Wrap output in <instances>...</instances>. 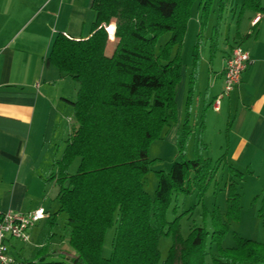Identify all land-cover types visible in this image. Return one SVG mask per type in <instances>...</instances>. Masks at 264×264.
Masks as SVG:
<instances>
[{"label":"trees","instance_id":"trees-1","mask_svg":"<svg viewBox=\"0 0 264 264\" xmlns=\"http://www.w3.org/2000/svg\"><path fill=\"white\" fill-rule=\"evenodd\" d=\"M213 3L220 19L227 0H92L93 21L87 37L54 36L45 61L78 85L71 101L74 126L44 177L57 186L58 207L44 218L35 246L22 258L23 264H264V242L234 233V245H222L229 221L238 219L241 207L238 187L244 172L230 165L224 213L217 206L203 208L202 215H209L211 229L193 224L185 237L180 233L177 196L197 193L200 198L225 165L226 149L215 159L201 154L206 148L201 134L207 106L201 109L196 124V156L174 160L168 171L157 170L153 196L144 188L153 162L149 144L176 121L180 50L191 8L195 4L202 30ZM245 11L264 15V5L260 0H242L237 25ZM109 23L115 41L111 53L106 54L109 38L103 24ZM255 25L243 40L255 32ZM218 26L217 22L212 28L210 59L217 48ZM165 32L170 33L169 38L157 47ZM199 56L196 39L177 134L178 151L183 156L192 132L189 118ZM229 127L230 121L227 139ZM76 158L78 164L70 173L68 168ZM169 209L174 214L172 220L167 219ZM61 212L66 214L67 247L53 256L51 239ZM258 216L264 226V190ZM110 227L114 228L111 251L104 257L102 244ZM162 236L171 239L164 259L158 248ZM211 245L215 247L212 253Z\"/></svg>","mask_w":264,"mask_h":264},{"label":"crops","instance_id":"crops-1","mask_svg":"<svg viewBox=\"0 0 264 264\" xmlns=\"http://www.w3.org/2000/svg\"><path fill=\"white\" fill-rule=\"evenodd\" d=\"M91 2L0 0V211H30L43 206L49 215L58 207L57 186L44 177L50 172L52 161L59 157L74 126L71 101L76 97L78 85L45 59L57 33L71 38H85L90 34ZM244 13H247L248 24L240 21L238 36L230 33L221 42L223 45L217 47L220 57L216 59V67L214 62L208 65L203 92L197 78L189 122L191 134L196 135L199 113L207 106L203 133L214 126L221 133L235 107L225 162L234 168L244 166L253 174L257 168H264V37L260 35L264 15L252 11ZM257 14L260 18L255 32L243 40L242 36L252 29L251 20ZM114 41V37L108 40L106 54L111 53ZM237 41L248 51L251 63L242 73L239 84L221 99L219 110H215L212 102L223 87L224 59ZM185 72L182 65L178 84L181 91L178 93L177 86L175 94L176 121L163 129L160 138L171 134L176 140L184 104ZM228 178L229 175L221 188L225 193ZM48 198L57 203L55 210L45 205ZM43 220L32 230L30 249L26 251L16 244L14 252L18 264H23L22 258L30 255Z\"/></svg>","mask_w":264,"mask_h":264},{"label":"rangeland","instance_id":"rangeland-1","mask_svg":"<svg viewBox=\"0 0 264 264\" xmlns=\"http://www.w3.org/2000/svg\"><path fill=\"white\" fill-rule=\"evenodd\" d=\"M261 4L264 5V0H260ZM242 0H227L225 9L223 10L220 19L217 18V9L216 5L213 3L211 11L209 12L207 22L205 27L200 30L199 27V12L196 9L195 4L191 8V15L187 22V29L181 44L180 55L182 59V65L186 69L185 74L183 75L184 88H183V103L185 99V91L187 86V69L190 65L191 52L196 39H199V65H198V81L201 83L200 91L203 92L206 85V73L208 70V65L213 63L216 67V59L220 57V50L215 48V51L210 59V45L212 43V33L213 25L217 22L219 23L217 29V39L215 43L217 47H220L221 42H224L225 37L232 32H235L240 24V21L244 24H248L247 13L242 14L238 25L237 21V9L241 4ZM234 10V11H233ZM249 14V13H248ZM264 20V17H263ZM264 22V21H263ZM113 23V22H111ZM235 34V33H234ZM260 35L264 37V23L260 30ZM170 33L165 32L159 36L157 40V47L163 45L165 41L169 38ZM113 38V36H112ZM111 39V38H110ZM231 41V39H230ZM213 48V47H212ZM221 49V48H220ZM215 56V59H214ZM180 85L178 86V93L180 90ZM230 112V111H229ZM227 112V114L229 113ZM235 116V107L232 108L230 116L226 120V124L223 127L221 133L218 132L217 128L214 126L209 129L205 134L202 131L201 139L206 144V148L203 149L201 154L204 157L217 158L219 157L225 149H227V135L226 126L228 121H233ZM183 117V109L181 113V121ZM190 123V122H189ZM179 129V128H178ZM196 130V135L191 134L186 145V149L183 154L178 151V142L177 135L176 140L171 134L163 136L162 138L155 139L151 141L148 148V155L150 159H153L151 167L147 172L144 180V188L150 196H153L154 190L157 183L156 171L163 170L168 171L171 163L174 160L181 159L183 157L193 158L197 154L196 141L198 137ZM192 133V132H191ZM178 134V130H177ZM229 137V131H228ZM222 147V148H221ZM259 160L257 157L256 160ZM78 158H76L70 164L68 172L73 173L78 164ZM227 164L221 166L217 173L215 174L212 181L207 186L203 195L199 198L197 193H191L187 195L179 194L177 198L179 199L176 207V215H179V225L180 233L182 236L187 235L191 225H205V227L210 230V218L209 215H202L203 208L211 210L212 207L217 206L219 210L224 213L225 211V198L226 193L221 189L226 177L230 173L227 171ZM240 166V165H239ZM257 168V167H256ZM244 172L243 181L240 182L238 187L240 193V211L239 217L237 220L229 221V230L222 239V245L224 246H233L235 243L234 233L237 235L249 238L257 241L264 242V226L262 219L258 216V209L261 204V194L264 189V168H257L252 174L245 167L236 168ZM216 182L217 186H216ZM219 184V185H218ZM51 184L49 188H51ZM258 195L256 199L254 197ZM45 205L51 210H55L57 203L50 198L47 199ZM66 214L61 212L57 216V224L53 228L54 236L51 239L50 251L53 253V256H56L58 252L62 251L67 247V237L65 235L64 220ZM174 218L173 211L171 209L167 212V219L172 220ZM114 233V228L110 227L106 230L101 254L104 257H108L111 251V242ZM33 238V235H32ZM18 246H23L26 248V251L31 248L30 243L23 244L19 241L15 242ZM171 244L170 237L162 236L158 241V248L160 252L161 259H164L167 255L168 248ZM17 247V246H16ZM214 245L209 247L210 253L214 251ZM15 250H13L14 252ZM25 252V250H23ZM15 253V252H14ZM16 255V253H15ZM208 262H210V255L207 256Z\"/></svg>","mask_w":264,"mask_h":264},{"label":"built area","instance_id":"built-area-1","mask_svg":"<svg viewBox=\"0 0 264 264\" xmlns=\"http://www.w3.org/2000/svg\"><path fill=\"white\" fill-rule=\"evenodd\" d=\"M259 18L260 14H257L251 20V24L254 25ZM110 25L111 23L103 24L109 39L113 36V32L108 29ZM250 63L248 51L243 48L240 42L233 43L230 52L224 59L223 87L213 99V109L219 110L221 99L229 95L239 84L242 73ZM47 216L48 213L43 206H37L30 211L12 209L0 211V264H18L17 255L13 252L15 242L28 243L31 240L32 230ZM18 252L20 253V250Z\"/></svg>","mask_w":264,"mask_h":264}]
</instances>
